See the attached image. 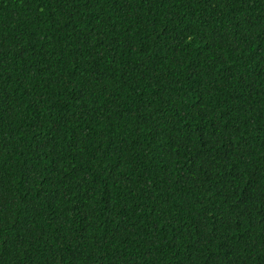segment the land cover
Here are the masks:
<instances>
[{"label":"trees","instance_id":"trees-1","mask_svg":"<svg viewBox=\"0 0 264 264\" xmlns=\"http://www.w3.org/2000/svg\"><path fill=\"white\" fill-rule=\"evenodd\" d=\"M0 264H264V0H0Z\"/></svg>","mask_w":264,"mask_h":264}]
</instances>
